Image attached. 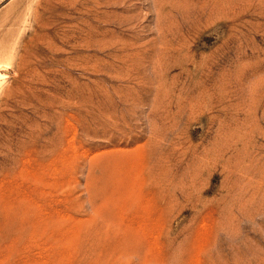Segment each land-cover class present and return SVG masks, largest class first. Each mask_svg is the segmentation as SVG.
Returning <instances> with one entry per match:
<instances>
[{
    "label": "rangeland",
    "instance_id": "rangeland-1",
    "mask_svg": "<svg viewBox=\"0 0 264 264\" xmlns=\"http://www.w3.org/2000/svg\"><path fill=\"white\" fill-rule=\"evenodd\" d=\"M0 264H264V0H0Z\"/></svg>",
    "mask_w": 264,
    "mask_h": 264
},
{
    "label": "bare ground",
    "instance_id": "bare-ground-1",
    "mask_svg": "<svg viewBox=\"0 0 264 264\" xmlns=\"http://www.w3.org/2000/svg\"><path fill=\"white\" fill-rule=\"evenodd\" d=\"M1 74V73H0Z\"/></svg>",
    "mask_w": 264,
    "mask_h": 264
}]
</instances>
